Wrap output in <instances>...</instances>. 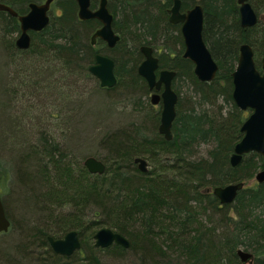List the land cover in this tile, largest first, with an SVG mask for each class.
Here are the masks:
<instances>
[{
    "label": "trees",
    "instance_id": "obj_1",
    "mask_svg": "<svg viewBox=\"0 0 264 264\" xmlns=\"http://www.w3.org/2000/svg\"><path fill=\"white\" fill-rule=\"evenodd\" d=\"M32 1L0 0L18 14ZM171 2L108 0L120 35L113 49L91 46L98 23L79 20L75 0H56L47 26L31 31L27 50L14 44L17 17L0 11V188L10 221L0 233V264H108L105 258L122 264H243L239 248L252 254L251 264H264V181H252L264 161L256 152L236 166L229 161L249 114L232 99L231 74L244 42L260 69L264 21L243 28L236 0H200L209 25L204 38L218 69L212 81H199L193 63L182 56L179 26L167 21ZM194 2L182 0L181 6ZM263 4L251 0L257 13ZM145 44L159 50L160 68L176 72L169 140L158 132L160 107L153 109L137 74ZM97 51L115 61L112 88L101 87L88 70ZM13 63L18 74L7 78ZM97 94L110 107L122 105L113 111L126 125L95 129L103 104L94 108L89 101ZM20 97L28 109L18 112L29 115L28 129L12 112ZM83 132L91 150L78 142ZM87 156L100 159L105 171L89 173ZM135 157L147 161L146 172ZM238 181L244 186L234 200L220 204L212 188ZM101 227L122 234L129 246L95 247L92 235ZM70 230L77 231L80 250L54 253L47 236L60 238Z\"/></svg>",
    "mask_w": 264,
    "mask_h": 264
},
{
    "label": "water",
    "instance_id": "obj_2",
    "mask_svg": "<svg viewBox=\"0 0 264 264\" xmlns=\"http://www.w3.org/2000/svg\"><path fill=\"white\" fill-rule=\"evenodd\" d=\"M53 0H45L42 3H30L27 13L18 15L15 10L5 3L0 2V11H5L10 16L17 17L19 33L15 39V46L18 49H27L30 46L29 32L41 31L49 23V6ZM78 5V17L81 20L97 19L101 26L92 34L91 43L99 38L113 46L118 40L112 29L113 16L107 9V0H100L95 10L89 8L90 0H76ZM180 0H173L169 9L171 23L181 22V33L184 41L183 57L188 58L194 65L193 72L199 81L209 82L215 78L217 63L208 50L203 37V12L199 3L194 4L185 12H180ZM239 24L241 27H252L259 21L257 13L252 8L249 0H237ZM141 53L144 59L137 68L151 92L150 104H160V116L158 132L166 140L171 139V125L175 117V105L178 99L177 94L171 88V80L175 76L172 70H160L158 76L157 58L152 55L149 46H142ZM89 72L98 80L99 85L105 88H112L116 84L114 74V61L108 56L96 53L94 62L88 67ZM232 77V99L235 105L243 111L249 110V115L243 121L240 131L241 139L234 145L230 155L231 166H236L243 155L256 152L261 155L264 161V56L260 59V69L257 68L254 51L250 44L244 42L238 47V58L236 66L231 74ZM160 91V93H158ZM141 172H146L147 161L142 157H135ZM83 165L89 173L102 174L105 171V164L94 156H87ZM257 183L264 181V168L258 170L254 176ZM244 186V182L238 181L224 186L212 188V194L219 200L220 204H230L238 190ZM10 221L6 216L2 197L0 193V233L8 231ZM95 247L106 248L111 244L123 248L129 246L128 240L119 232L109 227H101L92 235ZM47 241L54 253L70 256L80 250L81 243L76 230H70L63 237L53 238L47 236ZM240 262L251 264L252 254L241 248L236 251Z\"/></svg>",
    "mask_w": 264,
    "mask_h": 264
},
{
    "label": "rangeland",
    "instance_id": "obj_3",
    "mask_svg": "<svg viewBox=\"0 0 264 264\" xmlns=\"http://www.w3.org/2000/svg\"><path fill=\"white\" fill-rule=\"evenodd\" d=\"M259 11H258V17L260 18V20L261 21H264V8H263V10L260 8V9H258ZM16 36H17V34H15L14 35V38H16ZM1 46H0V66L2 65V63L4 62V60H5V57H4V51H3V49L1 50ZM7 58V57H6ZM15 64L16 63H13L11 66H9L8 67V69L6 70V76H7V78H11V77H13V74L14 75H16V74H18V71L17 70H15L14 71V69H15ZM23 65H25V66H27V65H29V63L27 64L26 62L25 63H23ZM9 80V79H8ZM83 86H84V84H83ZM86 86V85H85ZM11 88H13L12 86H11ZM23 97H20L19 98V100H14L13 101V104H12V106H13V109H12V112L14 113V116L15 115H21L22 114V112L21 111H25V109H28L27 107L26 108H24L25 107V103L26 102H22V99ZM89 103H90V106L92 105L94 108H97L98 106H101V104H103L102 105V108L99 110V113L100 114H102V116L100 117V119H95L96 120V124H95V129L96 130H102V129H104L105 128V126L106 125H109V126H111L112 128H114L113 126H115V128H120L121 127V125H126V119L124 118V117H122V118H119V116H118V114H117V112H114L116 109L117 110H120L121 109V107H122V105H114V107H110V106H112V105H110L109 106V104L107 103V101L105 100V97H104V95H94L93 97H91L90 98V101H89ZM113 108V109H112ZM156 108H158V105H156V106H153V109H156ZM18 110H21V111H19L18 112ZM114 110V111H113ZM95 113H97V111L95 112ZM22 117L20 118H18V120L19 121H21L22 123H24L25 122V124H26V128L28 129V125H29V120H28V118H29V115L27 116V113H26V115L24 114V115H21ZM105 117V118H104ZM85 122H83L84 124H87L88 123V118L87 117H85V120H84ZM128 121V120H127ZM90 122V121H89ZM117 123H119V124H117ZM111 124V125H110ZM85 132V131H84ZM83 132V133H84ZM82 133V139H80V138H78V142H79V144H81V145H83L81 148L83 149V151L84 150H91L90 149V147L87 145V144H83V139H84V141L86 140V138H87V133H84L83 134ZM73 137H75V134H74V136ZM75 140V139H74ZM73 140V141H74ZM87 141H89L88 140V138H87ZM72 145H74V144H72ZM74 147V146H73ZM204 152V151H203ZM2 164V163H1ZM5 164V162L3 161V164H2V166ZM2 167H0V184L3 182V175H2ZM252 181H255V179L253 178L252 179ZM8 184H10V182H9V180H5V188H7V186H8ZM0 193H1V196H3V195H5L3 192H2V190H1V188H0ZM105 260H106V262L108 263V264H122V260H119V259H114V258H105ZM245 264H248V263H245Z\"/></svg>",
    "mask_w": 264,
    "mask_h": 264
},
{
    "label": "flooded vegetation",
    "instance_id": "obj_4",
    "mask_svg": "<svg viewBox=\"0 0 264 264\" xmlns=\"http://www.w3.org/2000/svg\"><path fill=\"white\" fill-rule=\"evenodd\" d=\"M45 0H35V1H32V2H30V3H37V4H39V3H42V2H44ZM99 1L100 0H90V5H89V8L91 9V10H95L97 7H98V4H99ZM181 1V4H180V12L181 13H183V12H185L187 9H189V8H191L194 4H196V3H199L200 5H201V7H202V12H203V30H202V37H203V40H204V42H205V44H206V46H207V48H208V45H207V43H206V41H205V32H206V29L208 30V27H209V25H208V21H207V15H206V12L204 11V8H203V5H202V3L200 2V0H194L195 2L190 6V7H188V8H182V0H180ZM56 2V0H53L51 3H50V6H49V11H48V14H49V18H50V13H51V10L53 9V5H54V3ZM92 2L94 3V5H92ZM249 2H250V4H251V0H249ZM29 3V4H30ZM75 3H76V7H77V12H78V5H77V1L75 0ZM236 3H237V0H236ZM29 4H28V8H27V10L24 12V13H22V14H25V13H27L28 12V10H29ZM172 4H173V0H172V2H171V4H170V6L166 9V13H167V21H168V23L169 24H171V25H178L179 26V30H180V34H181V37H182V33H181V22H177V23H171L170 21H169V17H170V13H169V9L171 8V6H172ZM238 5V4H237ZM252 6V5H251ZM253 8V7H252ZM262 8H264V4H263V6H262ZM107 9L109 10V7H108V0H107ZM254 9V8H253ZM255 11V10H254ZM109 12L112 14V12L109 10ZM257 13V12H256ZM18 14V13H17ZM22 14H18V15H22ZM239 15V14H238ZM112 16H113V14H112ZM257 16H258V13H257ZM77 17H78V14H77ZM259 18V17H258ZM78 19H79V17H78ZM18 20V19H17ZM79 20H81V19H79ZM91 20H96L97 21V23H98V26H97V28L91 33V35H90V44H91V46H101V47H103V48H107V49H113L117 44H118V42L120 41V35H119V33L117 32V31H115V29L113 28V21H114V16H113V21H112V29H113V31H114V33L116 34V35H118L119 36V40L113 45V46H108L107 45V43L105 42V41H103V40H101V39H99V38H96L95 39V42L92 44L91 43V36H92V34L101 26V24H100V22L97 20V19H88V20H82V21H91ZM259 20H260V18H259ZM261 21V20H260ZM30 33H31V31L29 32V35H30ZM17 36H18V34H17ZM16 36V37H17ZM30 38H31V36H30ZM16 39V38H15ZM15 39H14V44H15ZM182 40H183V37H182ZM30 43H31V40H30ZM142 46H149V47H151V49H152V55L154 56V57H156L157 58V61H158V68H157V70H156V75L158 76V73H159V71L160 70H171V69H165V68H160L159 67V57H158V49H156L153 45H149V44H145V45H141L140 47H139V51H140V53H141V47ZM30 47V46H29ZM28 47V48H29ZM17 48V47H16ZM27 48V49H28ZM18 49V48H17ZM27 49H24V50H27ZM19 50H23V49H19ZM208 50H209V48H208ZM210 51V50H209ZM96 53H100V54H102V55H105V56H108V57H110L109 55H107V54H105V53H103L102 51L100 52V51H97ZM95 53V54H96ZM183 53H184V41H183V52H182V56H183ZM211 53V52H210ZM95 54H94V56H95ZM212 55V54H211ZM141 56H142V59H141V61H140V63L142 62V60L144 59V56H143V54L141 53ZM213 57V56H212ZM111 59H113L112 57H110ZM185 58V57H184ZM188 59V58H187ZM214 59V58H213ZM261 59V58H260ZM114 61V60H113ZM93 62H94V60H93ZM256 62V61H255ZM139 63V64H140ZM93 64V63H92ZM91 64V65H92ZM139 64H138V66H139ZM259 65H260V61H259ZM90 66V65H89ZM138 66H137V68H138ZM218 66V65H217ZM256 66H257V63H256ZM114 67H115V61H114ZM193 68H194V65H193ZM258 68V67H257ZM218 69V68H217ZM172 71H174V70H172ZM175 72V71H174ZM138 74V73H137ZM175 74H176V72H175ZM174 78V77H173ZM173 78H172V80H173ZM172 80H171V88H172ZM148 87V86H147ZM173 89V88H172ZM149 90V89H148ZM174 91V90H173ZM151 92L152 91H150L149 90V100H150V94H151ZM175 92V91H174ZM158 93H160V91L158 92ZM176 93V92H175ZM177 94V93H176ZM178 96V95H177ZM150 102V101H149ZM177 103V102H176ZM158 106L160 107V104H158ZM249 111V110H248ZM250 112V111H249ZM249 115V114H248ZM247 115V116H248ZM148 167V166H147ZM263 169V168H262ZM261 170V169H260ZM256 174V173H255ZM255 176V175H254Z\"/></svg>",
    "mask_w": 264,
    "mask_h": 264
},
{
    "label": "bare ground",
    "instance_id": "obj_5",
    "mask_svg": "<svg viewBox=\"0 0 264 264\" xmlns=\"http://www.w3.org/2000/svg\"><path fill=\"white\" fill-rule=\"evenodd\" d=\"M10 229V228H9Z\"/></svg>",
    "mask_w": 264,
    "mask_h": 264
}]
</instances>
